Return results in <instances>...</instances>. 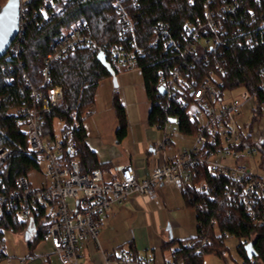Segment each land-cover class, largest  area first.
Masks as SVG:
<instances>
[{"label": "built area", "instance_id": "1", "mask_svg": "<svg viewBox=\"0 0 264 264\" xmlns=\"http://www.w3.org/2000/svg\"><path fill=\"white\" fill-rule=\"evenodd\" d=\"M23 3L18 10L17 34L1 60L20 51L25 27ZM113 5L120 13V34L129 36V46L100 45L87 32L86 23H73L46 53L40 83L30 88L31 104L9 111L25 135L24 152L34 155L37 166L41 159L46 167L44 177L36 186L31 185L27 175H19L11 191L0 192V216L3 208L13 210L17 220L27 222L33 231L35 218L47 223L43 240L49 243L48 251L32 252L28 256L30 261L39 260V264H82L86 243L99 246L97 233L114 204L125 203L132 193L153 199L156 189L164 185L182 190L192 180L198 166L228 180L227 199L241 204L254 225H260L264 219V124L260 114H256V109L261 110L264 104V73H260L254 91L238 87L237 97L229 95L232 89L219 87V75L225 70L221 46L232 36H228L225 24L238 12L240 3L236 1L208 0L201 16L183 23L178 37L169 32L167 22L159 20L152 25L149 46L176 51L181 58L190 56V61L185 66H174L167 73H158L156 103L168 114L162 124L155 125L161 137L153 148L151 146L155 157L149 176L139 178L131 162L120 166L117 174L109 178L102 177L99 169L81 171L77 142L73 138L78 123L72 129L60 127L53 135L42 132L41 113L57 107L63 97L62 86L51 82L49 65L53 62L62 60L76 48H89L108 53L116 68L124 71L139 68L136 62L144 56L145 50L135 42L133 24L121 0L114 1ZM247 12L251 18L247 26L253 28L245 32L237 27L238 33L233 37L241 49L264 43V20L255 26L256 15L251 9ZM196 61L207 66L204 72L197 69ZM112 92H119L117 86ZM182 119L186 121L183 130ZM173 134L189 136V140L174 147L169 156L166 145L172 142ZM9 154L8 149H0V171ZM194 187L203 192L208 186L201 180ZM131 256L129 248L117 256L111 252L102 255L104 264H137L130 260Z\"/></svg>", "mask_w": 264, "mask_h": 264}, {"label": "trees", "instance_id": "2", "mask_svg": "<svg viewBox=\"0 0 264 264\" xmlns=\"http://www.w3.org/2000/svg\"><path fill=\"white\" fill-rule=\"evenodd\" d=\"M114 1L28 0L23 3L25 27L20 39V51L17 55L10 54L5 60L0 59V149L6 148L10 152L4 160V169L0 171V192L11 191L17 176L27 175L37 167L34 155L24 152L25 135L9 111L31 104L30 88L40 83L44 57L55 39L73 23L80 21L87 24V32L98 44L129 46V36L120 34L122 22L120 13L113 5ZM207 1L192 0L190 4V0H121L132 21L135 42L145 50L144 56L136 63L142 72L145 94L150 103V125L162 124L168 114L156 103L159 71L167 73L174 66H185L190 61V56L181 58L176 51L149 46L152 25L159 20L167 22L169 32L173 37H178L183 23L187 19L195 21L201 16ZM233 1L240 3V6L238 12L229 17L225 24L228 36L232 35V38H228L229 42L221 46L225 70L219 75V87H244L252 92L256 89L260 73H264V43L251 49H241L236 46L233 37L238 33L237 27L245 32L253 28L247 26L251 20L247 9L256 15L255 26L258 21L264 20V0H259V3L255 0H228ZM4 2L0 0V7ZM98 53L89 48H76L62 60L49 65L51 82L62 86L63 97L57 107L41 113V130L44 134H54L56 121L61 123L62 129H72L76 123L79 124L73 138L77 142V156L83 172L102 167V164L97 163L95 153L84 142L86 135L82 126L83 114L94 102L98 83L110 77L108 68L97 57ZM102 53L116 74V66L110 55L105 51ZM195 66L203 72L207 68L201 61H196ZM258 95L261 100V94ZM113 107L118 122L115 135L117 140H121L127 129L124 106L115 97ZM256 114H260L259 107ZM185 124L186 121L182 119V130L186 129ZM189 131H192L191 128ZM193 173L192 180L184 185L181 192L186 205L195 211L196 233L184 240L170 239L162 244V248L171 250V260L167 264H203V256L208 253L223 257L227 251L224 243L227 235L238 238L237 251L242 264H264V219L260 225H254L241 204L227 199L225 185L228 180L224 176L212 175L207 168L199 166ZM201 180L206 181L208 186L203 192L194 187ZM33 222L34 231L28 243L29 248H34L47 231L46 222L40 223L37 218ZM27 225V222L17 220L13 210L3 208L0 216V247L4 231L22 232ZM188 242L191 244L188 245ZM129 249L132 253L130 260L146 264L140 261L133 246L130 245ZM4 257L0 251V262Z\"/></svg>", "mask_w": 264, "mask_h": 264}, {"label": "crops", "instance_id": "3", "mask_svg": "<svg viewBox=\"0 0 264 264\" xmlns=\"http://www.w3.org/2000/svg\"><path fill=\"white\" fill-rule=\"evenodd\" d=\"M126 71H130V74L133 75L132 85L133 88L137 87L135 91L140 112L136 114L131 109L128 101H123L127 120L125 137L121 140L116 139L115 132L118 122L115 114H113L112 119L110 118L111 116L109 117L110 122L107 125L109 130L106 131V134L99 133L90 136L87 134L84 122H82L86 135L84 142L95 153L97 163L102 164L99 170L104 178L114 177L119 167L127 162L133 164L139 178L149 176L155 157L152 153V148L161 137L160 132L157 135L153 131V127L156 129L155 125L148 123L150 103L145 94L141 70L134 68ZM135 71H139L141 76L135 78ZM117 85L116 80V85L113 84V87ZM139 85L142 87V92L139 91ZM122 87H128V85L122 84ZM113 96V99L117 97L116 94ZM142 96L146 98L147 102L145 104L148 103V108L141 112L142 104L144 103L141 100ZM95 112L96 108L92 104L84 116L89 117ZM137 128H144L145 132L144 136H139L135 140V144H138L139 148L136 145V149L133 151L126 148L121 150L120 146L123 143L130 144L129 138L131 140L134 139L133 135L135 136L138 131ZM142 144H144V147ZM169 145L166 146L171 148ZM173 151L174 149L172 153ZM186 209L188 210V207L183 199L181 189L179 190L171 186L164 185L158 187L153 199L137 193L130 194L125 203H116L112 206L108 217L97 233L99 246L96 247L94 243L89 241L86 243L84 247V262L86 264H104L102 257L104 252H111L117 256L131 245L136 249L141 261L144 260L143 262H146V264H162L164 257L162 244L170 239H174L172 234V232L174 233L173 227ZM192 210L194 211V209Z\"/></svg>", "mask_w": 264, "mask_h": 264}, {"label": "rangeland", "instance_id": "4", "mask_svg": "<svg viewBox=\"0 0 264 264\" xmlns=\"http://www.w3.org/2000/svg\"><path fill=\"white\" fill-rule=\"evenodd\" d=\"M24 1V0H23ZM140 75L139 71H135V78H138ZM116 80H117V93L112 92L113 83L112 78H103L95 91L94 95V102L93 105L96 108V112L89 117H85L83 114V122L84 126L86 128L87 134L90 136L96 135V134H106L109 129L107 128L108 123L110 122V118H113L114 107H113V95H117L121 103L123 104L124 100H127L131 109L138 114L140 112L139 102L137 101L136 96V88H133V75L130 74V71H124L121 68H116V74H115ZM122 84H127L128 87H122ZM139 91L142 92V87L139 85ZM126 90V92H125ZM240 92V89H233L229 93L231 97H237L238 93ZM126 94V96H124ZM127 97V98H125ZM142 101L144 103L142 104V109L146 110L147 102L146 98L142 96ZM149 106V105H148ZM111 116V117H110ZM260 116L262 118L263 124H264V104L261 106L260 110ZM110 117V118H109ZM175 118H171V121H174ZM61 123L58 121L55 123V131L58 132L60 129ZM170 127H174V125H170ZM137 132L135 136L133 135V140L129 138V143L126 142L123 143L122 146H120V149H128L130 151H133L139 146L138 144H135L136 138L139 136H144V128H137ZM153 131L158 135L159 131L153 127ZM151 137V136H150ZM184 137V138H183ZM142 139V138H141ZM140 139V140H141ZM191 139V138H190ZM189 140V136H180L177 134H173L171 139V148H166V153L170 155L172 153V150L174 147H178V145H184L185 142ZM144 147V144H142ZM139 148V147H138ZM38 165L34 171L27 174V177L31 185L36 186L38 182L44 177L45 174V167L46 164L41 159L38 161ZM188 210L186 209L181 216L179 217L178 221H176V224L173 227L174 233L173 237L175 240H184L189 238L190 236H194L196 232V215L195 211L192 210L189 206ZM32 232L33 227L27 225L24 231L22 232H12V231H4L3 232V242L0 247V251H2L5 255V257L1 260L0 264H39V260H32L28 259L29 253L31 252H39L41 254H44L48 251L49 243L43 239H39L36 243V245L31 248L28 247V243L32 239ZM225 246L227 247L226 253L222 256L216 254V253H208L203 256V264H242V258L239 255L237 251V245L239 243L238 238L235 236L227 235L224 240ZM173 248V247H172ZM171 248V249H172ZM163 251V260L162 264H167L171 260V250L170 249H162ZM84 255V254H83ZM143 255V254H141ZM26 259V260H23ZM53 262H55V259H51ZM82 264H86L84 262V258L82 260Z\"/></svg>", "mask_w": 264, "mask_h": 264}, {"label": "water", "instance_id": "5", "mask_svg": "<svg viewBox=\"0 0 264 264\" xmlns=\"http://www.w3.org/2000/svg\"><path fill=\"white\" fill-rule=\"evenodd\" d=\"M23 0H5L0 7V58L6 54L10 43L14 40L18 25L19 11ZM97 57L105 64L110 72L113 84L116 85V77L110 64L105 61L104 54L99 52Z\"/></svg>", "mask_w": 264, "mask_h": 264}]
</instances>
